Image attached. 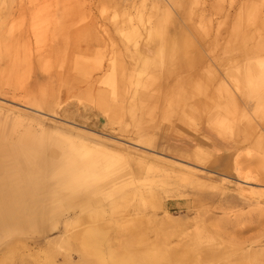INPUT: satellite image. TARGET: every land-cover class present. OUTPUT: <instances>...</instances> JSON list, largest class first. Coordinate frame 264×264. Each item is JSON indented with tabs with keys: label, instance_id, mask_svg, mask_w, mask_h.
<instances>
[{
	"label": "rangeland",
	"instance_id": "1",
	"mask_svg": "<svg viewBox=\"0 0 264 264\" xmlns=\"http://www.w3.org/2000/svg\"><path fill=\"white\" fill-rule=\"evenodd\" d=\"M147 16L164 25L152 43L141 22ZM260 66L264 0H0V119L6 125L21 115L51 137L63 134L134 160L180 159L195 172L183 179L133 163L106 168L72 151L75 205L57 211L40 233L0 234V264H91V249L133 248L135 233L167 249L215 243L224 255L215 264L225 256L228 264L246 261V251L257 255L254 264H264V85L246 81ZM137 72L153 84L135 87ZM178 80L191 103L184 92L170 95V124L162 110ZM244 90L254 91L250 103ZM228 94L246 106L251 122H231L233 134L223 139L214 123L222 115L231 119L224 111ZM137 115L145 121L140 130L131 119ZM216 143L226 146L225 156L214 151ZM67 192L60 188V197ZM85 196L91 198L82 203ZM136 212L151 222L132 236L115 226Z\"/></svg>",
	"mask_w": 264,
	"mask_h": 264
},
{
	"label": "bare ground",
	"instance_id": "2",
	"mask_svg": "<svg viewBox=\"0 0 264 264\" xmlns=\"http://www.w3.org/2000/svg\"><path fill=\"white\" fill-rule=\"evenodd\" d=\"M127 20H129V25L132 26L133 35L138 34L137 28L133 27L131 18ZM141 22L143 25L147 22L143 29H145L148 43H152L163 36L161 33V30L164 29L163 24H160L159 27L151 21L149 16L143 18ZM32 30L34 35L39 34L35 27ZM133 35L131 34V36ZM229 47L231 48L232 45L229 44ZM125 48L129 49L130 47ZM136 74L135 87L142 85L144 88H149L153 84L154 79L152 77H146L138 72ZM247 74L246 81L252 88L256 84L264 85V66H260L257 72H248ZM181 85V81L178 80L171 86L167 102H165L162 110V119L170 122V124L173 117L171 113L173 111L172 104L168 100L170 95L176 97L180 92L182 95L184 92L183 100L191 103L190 95L181 90ZM253 92H244L247 103H250ZM96 97L101 100L102 93L99 92ZM228 98L230 107L224 111L231 119H227L222 115L214 123L218 129V136L223 139L226 137L225 134H233L231 122H235L237 126L242 125L243 122H251L246 106L244 105V108L239 106L232 94H228ZM102 107L104 108L103 112H105L106 103ZM1 111L2 108H0V113ZM138 117L134 116L132 120H136ZM4 118H7V115H4ZM4 122L0 119V234L40 233L41 230H45L43 228L48 223V219L53 221L51 219L56 218L57 211L71 209L75 205L74 200L70 198V191L74 187L72 183L74 176L71 169L72 151L77 152L84 158H98L105 163L106 168L133 163L144 167L150 172L173 174L183 179L195 177V172L190 169L189 164L184 160L174 158L175 160L172 161L160 155H156L149 162L134 160L130 155L123 154L121 151L111 150L94 143L78 142L63 134L57 133L55 137H51V132L44 129L41 124L36 123L34 125L31 122H26L21 115L14 118L11 126L6 125ZM143 124L144 122H140L141 127L139 126L137 129H142ZM19 127H22V129L20 130ZM138 130L136 134H142ZM166 130L167 128H165ZM56 149L60 151L59 154H56ZM194 156H198L197 152H194ZM97 166L104 167L100 163ZM94 171L95 169L91 170V172ZM85 172H88V170H85ZM52 181L55 185L51 184ZM60 188H66L70 193L67 192L60 197ZM53 197L59 198L53 200L51 199ZM83 198L80 200L83 199L82 203H86L91 196ZM49 201L52 203L48 206ZM53 201L57 202L53 203ZM151 220L150 217L136 212L133 217L127 218L124 222H115V226L121 227L122 230L132 236V230L150 223ZM64 226L68 228L70 224L65 221ZM135 234V239L138 241L133 248L119 245L113 249L109 245L91 249L94 254L89 255L92 257L95 255L91 264H215L217 263V256H224L221 251L217 250V244L215 243L203 246V244L197 242L191 247L175 250L149 246L141 234ZM248 253L246 251L241 255L247 260L238 264H254L253 261H255L257 255ZM224 258L226 261L223 263L228 264L227 256ZM1 261L4 262L3 259Z\"/></svg>",
	"mask_w": 264,
	"mask_h": 264
},
{
	"label": "crops",
	"instance_id": "3",
	"mask_svg": "<svg viewBox=\"0 0 264 264\" xmlns=\"http://www.w3.org/2000/svg\"><path fill=\"white\" fill-rule=\"evenodd\" d=\"M138 116V115H137ZM132 119V118H131ZM137 119H139V120H142V119H144V118H142V116H139ZM91 120H93V119H91ZM128 121H130V120H128ZM134 121V122H133ZM132 122H133V124H134V126L135 127H139L140 125V121H138V120H132ZM144 123H145V121H143ZM124 123H130V122H126V121H124ZM141 127V126H140ZM142 127H144V124L142 125ZM189 144H180V147H182L183 149H189ZM224 148H226V146L224 145V144H219V143H216L215 144V148H214V151H220V155H222V156H225L226 154H225V152H224ZM223 168H226V165H224L223 166Z\"/></svg>",
	"mask_w": 264,
	"mask_h": 264
}]
</instances>
